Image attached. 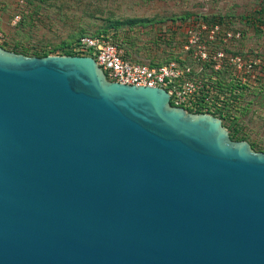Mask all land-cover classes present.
<instances>
[{
	"label": "water",
	"instance_id": "water-1",
	"mask_svg": "<svg viewBox=\"0 0 264 264\" xmlns=\"http://www.w3.org/2000/svg\"><path fill=\"white\" fill-rule=\"evenodd\" d=\"M0 264H264V153L89 56L0 46Z\"/></svg>",
	"mask_w": 264,
	"mask_h": 264
},
{
	"label": "rangeland",
	"instance_id": "rangeland-1",
	"mask_svg": "<svg viewBox=\"0 0 264 264\" xmlns=\"http://www.w3.org/2000/svg\"><path fill=\"white\" fill-rule=\"evenodd\" d=\"M261 5V0H24L14 7L9 0H0V30L4 49L24 56L59 55L75 37L105 32L133 58L163 63L179 43L176 39L166 43L159 31L175 18L195 13L227 16L233 27L246 30L241 45L253 44L258 35L245 17L254 16ZM14 11L20 12L15 23ZM232 104V117L219 118L228 136L232 133L230 140H243L251 151L264 153V90L250 89Z\"/></svg>",
	"mask_w": 264,
	"mask_h": 264
},
{
	"label": "built area",
	"instance_id": "built-area-1",
	"mask_svg": "<svg viewBox=\"0 0 264 264\" xmlns=\"http://www.w3.org/2000/svg\"><path fill=\"white\" fill-rule=\"evenodd\" d=\"M9 1L14 7L24 4V0ZM261 2L254 16L245 17L247 26L258 35L253 44L241 45L246 30L233 27L229 17L195 13L177 17L159 31L163 38L171 37L172 44L179 43L175 56L163 63L139 61L126 53L123 44L103 33L79 35L66 49L72 55L91 57L108 81L161 87L170 105L215 116L214 108L224 100L216 80H225L235 91L241 86L245 90L264 88V0ZM19 18L20 12L14 11L12 22ZM3 41L0 30V46Z\"/></svg>",
	"mask_w": 264,
	"mask_h": 264
},
{
	"label": "trees",
	"instance_id": "trees-1",
	"mask_svg": "<svg viewBox=\"0 0 264 264\" xmlns=\"http://www.w3.org/2000/svg\"><path fill=\"white\" fill-rule=\"evenodd\" d=\"M216 18H220V16H217ZM100 33L105 34V32H100ZM95 34H98V33H95ZM113 36L114 35H112V40L114 38ZM74 39H72L69 42H66L62 46V48H60V52L59 53L60 54H65V55H72V53H70L66 48H67V46H69V44ZM165 39H166V43H168L170 40L173 41V39L171 37L164 38L163 40H165ZM1 46L3 48L5 47V41H3V43L1 44ZM126 53L128 54V52H126ZM174 56H175V54H173L171 57H169V59L170 58H173ZM149 64L154 65V64H159V63H152V62H150ZM217 85L219 86L220 90L223 92L224 100L222 101L223 104L217 109L216 112H212V114H214L215 116H217L220 119L225 118V117L231 118L232 117V114L229 113L230 112L229 111V106H235L234 104H232V101H234L235 99H238L239 97H242L243 94L245 92L249 91L250 89L249 90H245V87L241 86V87L238 88L237 91H234V93H233L232 89H234V88H233L232 85L229 86V84H227V83H217ZM255 90L257 92H261L262 90H264V88L263 89H252V91H255ZM229 132H230V130H229ZM229 137H231V138L233 137L232 133L229 134Z\"/></svg>",
	"mask_w": 264,
	"mask_h": 264
},
{
	"label": "flooded vegetation",
	"instance_id": "flooded-vegetation-1",
	"mask_svg": "<svg viewBox=\"0 0 264 264\" xmlns=\"http://www.w3.org/2000/svg\"><path fill=\"white\" fill-rule=\"evenodd\" d=\"M215 83H216V85H217V83H226V81H225V80H216ZM227 84H228V83H227ZM229 86H231V85L229 84ZM232 91H233V93H234L235 90L232 89ZM222 104H223V103H221L220 106H221ZM220 106H218V107L216 106V107L214 108V112H216L217 109H218Z\"/></svg>",
	"mask_w": 264,
	"mask_h": 264
}]
</instances>
